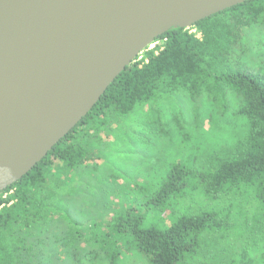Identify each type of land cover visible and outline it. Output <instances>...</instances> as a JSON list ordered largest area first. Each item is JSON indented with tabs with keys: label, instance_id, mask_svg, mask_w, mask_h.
<instances>
[{
	"label": "trees",
	"instance_id": "trees-1",
	"mask_svg": "<svg viewBox=\"0 0 264 264\" xmlns=\"http://www.w3.org/2000/svg\"><path fill=\"white\" fill-rule=\"evenodd\" d=\"M261 24L264 0H251L198 23L194 29L200 38L176 29L147 48L144 59L127 67L40 164L0 194V264H53L56 253L65 261L68 241L53 231L70 218L66 197L73 194V174L92 160L90 147L112 118L181 91L214 104L234 91L241 101L236 114L247 120L246 135L213 154L203 171L174 165L151 200L140 209L124 205L106 222L105 233L90 242L110 264L122 259L123 246L149 264H188L215 235L264 246V64L252 70L243 47L246 33ZM246 193L259 205L251 219L242 208ZM200 199L219 206L209 209ZM152 215L165 222L148 223ZM241 263L251 261L242 258Z\"/></svg>",
	"mask_w": 264,
	"mask_h": 264
},
{
	"label": "water",
	"instance_id": "water-1",
	"mask_svg": "<svg viewBox=\"0 0 264 264\" xmlns=\"http://www.w3.org/2000/svg\"><path fill=\"white\" fill-rule=\"evenodd\" d=\"M251 0H0V194L166 33Z\"/></svg>",
	"mask_w": 264,
	"mask_h": 264
},
{
	"label": "rangeland",
	"instance_id": "rangeland-1",
	"mask_svg": "<svg viewBox=\"0 0 264 264\" xmlns=\"http://www.w3.org/2000/svg\"><path fill=\"white\" fill-rule=\"evenodd\" d=\"M192 33L199 35L193 29ZM243 47L252 70L262 68L264 24L246 33ZM143 59L144 54L137 62ZM240 104L231 90L226 97L221 94L215 104L208 97L192 98L181 91L139 106L128 116L112 118L90 147L92 160L84 170L73 174V194L66 197L70 218L53 231L64 233L68 257L62 261L56 253L53 264H110L90 239L102 236L106 222L127 205L140 209L151 200L174 165L203 171L213 154L244 137L247 120L236 114ZM199 202L209 209L219 206L204 199ZM241 202L248 219L259 212L253 194L242 195ZM192 204L200 206L196 201ZM152 220L165 222L155 215L148 223ZM215 236L203 241L199 255L188 264H242V258L251 264H264V246L252 247L246 238L236 235L229 239ZM122 249L124 254L117 264H149L137 253L128 252L127 247Z\"/></svg>",
	"mask_w": 264,
	"mask_h": 264
},
{
	"label": "built area",
	"instance_id": "built-area-1",
	"mask_svg": "<svg viewBox=\"0 0 264 264\" xmlns=\"http://www.w3.org/2000/svg\"><path fill=\"white\" fill-rule=\"evenodd\" d=\"M192 29L194 30V32H197V31L194 29V27L191 28V29H188V30H191V33H192ZM197 37L200 38V34H199ZM156 44H159V43L156 42V43H153V44L150 46V47H151V50H152V48H153L154 46H156ZM150 47H149V50H150ZM143 54H144V52L141 53L140 56L143 55ZM140 56L138 57V59L140 58ZM138 59H137V61H138Z\"/></svg>",
	"mask_w": 264,
	"mask_h": 264
}]
</instances>
